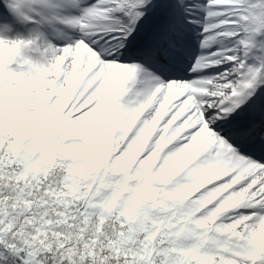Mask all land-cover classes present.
Masks as SVG:
<instances>
[{
    "label": "snow or ice",
    "instance_id": "obj_1",
    "mask_svg": "<svg viewBox=\"0 0 264 264\" xmlns=\"http://www.w3.org/2000/svg\"><path fill=\"white\" fill-rule=\"evenodd\" d=\"M0 264H264V0H0Z\"/></svg>",
    "mask_w": 264,
    "mask_h": 264
}]
</instances>
